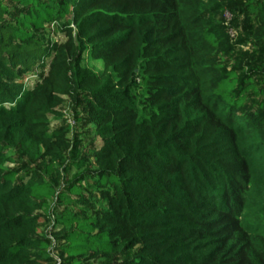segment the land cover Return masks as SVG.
I'll list each match as a JSON object with an SVG mask.
<instances>
[{
	"label": "trees",
	"instance_id": "obj_1",
	"mask_svg": "<svg viewBox=\"0 0 264 264\" xmlns=\"http://www.w3.org/2000/svg\"><path fill=\"white\" fill-rule=\"evenodd\" d=\"M246 46L240 73L228 61ZM65 99L99 139L88 192L53 166ZM5 144L50 177L5 171ZM48 199L60 264H264V0H0V264L51 259L33 214Z\"/></svg>",
	"mask_w": 264,
	"mask_h": 264
},
{
	"label": "rangeland",
	"instance_id": "obj_2",
	"mask_svg": "<svg viewBox=\"0 0 264 264\" xmlns=\"http://www.w3.org/2000/svg\"><path fill=\"white\" fill-rule=\"evenodd\" d=\"M218 3H214L212 6H216ZM213 23H219L222 18H230V14L223 11H214L210 15ZM46 33L48 35L49 40H61L63 36L59 33L53 24H49L46 26ZM234 34L231 33V36ZM227 38L221 44L222 48H227L229 43H234V41H230L224 43ZM247 46L241 49V51L237 54L233 55V58L228 61V66L239 67L240 73H242L247 64V59L251 58L252 53L245 52ZM82 64L90 66L95 70H100L102 67L101 60H93L88 54L83 55ZM35 70H32L28 73L25 84L31 86L33 84V80L35 78ZM130 94L136 95V100L134 103L137 105L140 111L142 110V105L138 104V100L144 96L142 88L139 85H133L130 90ZM55 114L49 115V122L51 129L64 128L66 130V137L70 142V147L68 150L63 152L64 160L62 162H56L53 164L55 169H58L61 173L60 185L59 188H65L67 184L71 182H75L78 178H82V182H84V192H88L90 188L87 187V182H89V175L96 170L94 165V159L92 157V149L95 148L99 144L98 137L95 136L93 132V127L88 123L84 122L83 116L84 112L73 105L68 99H65L61 105L56 107ZM4 152L6 156L10 157V160L6 161L3 165V169L5 171H21V168L25 165L29 166V170L38 175H43L45 178H49L50 175L46 173V164L48 163V158H35L31 155L35 152L32 150L26 151L25 147L21 146H10L3 145ZM83 157L87 160L86 163L82 161ZM21 175L18 174V176ZM47 203L52 205L51 213L48 215L41 210L33 212V214H37L41 216L40 223L38 224L40 234L45 237L48 247L42 249L43 250V258L50 257L49 261H42L41 264H60L61 259L58 256L55 247L60 243L56 239H53L50 235V231L53 225V216L57 209H55V203L48 199ZM72 207L77 211L81 208V205L72 204ZM264 226V224H260ZM37 251V250H35ZM136 253V249H132L129 251H124L117 255L115 258L123 259L132 258ZM89 264H108V262H103L100 259H92L88 261Z\"/></svg>",
	"mask_w": 264,
	"mask_h": 264
}]
</instances>
